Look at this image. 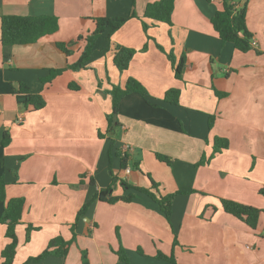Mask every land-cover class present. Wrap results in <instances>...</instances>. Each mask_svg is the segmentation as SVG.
Instances as JSON below:
<instances>
[{"label":"crops","instance_id":"1","mask_svg":"<svg viewBox=\"0 0 264 264\" xmlns=\"http://www.w3.org/2000/svg\"><path fill=\"white\" fill-rule=\"evenodd\" d=\"M152 1L135 0L136 15L110 41L99 40L87 67L72 70L67 66L77 60L83 42L69 55L55 43L91 31L93 17L128 15L131 0H0V18L49 14L58 19L57 31L34 43L0 41V175L7 181V199L24 198L12 264L39 254L57 234L70 238L77 211L99 190L110 186L113 195L125 194L123 181L149 187V177L163 195L181 191L169 219L140 191L130 202L96 198L77 221L76 239L64 258L28 264H81L83 250L88 264H264V214L251 228L220 204L229 199L264 209V0H235L246 5V26L256 41L245 52L223 42L212 27L210 17L223 8V0H174L170 24L143 16ZM143 21L149 24L146 31ZM118 44L135 50L123 71L112 61ZM182 54L185 68L178 79L174 65ZM56 68L63 70L41 81ZM129 77L153 99L125 95L118 124L108 129L112 107L106 91L123 87ZM21 82L42 95L43 107H22ZM169 88L179 89L178 104L161 100ZM215 137L226 138L228 146L211 155ZM135 162L137 169L131 168ZM27 224L38 226L29 241ZM4 231L0 223V261ZM120 246L127 261L116 253ZM157 252L173 254L174 262L157 258Z\"/></svg>","mask_w":264,"mask_h":264},{"label":"trees","instance_id":"2","mask_svg":"<svg viewBox=\"0 0 264 264\" xmlns=\"http://www.w3.org/2000/svg\"><path fill=\"white\" fill-rule=\"evenodd\" d=\"M233 1V3H232ZM131 9L128 15H117V16H98L93 17V29L84 35H79L75 40L66 42L57 41L56 47L69 55L75 48H78L79 41L83 42L80 48V54L77 60L67 67L72 70H78L87 67V64L92 59L93 53L96 51L98 41L101 38L110 41L112 34L119 29L126 20L136 15L133 7L135 0H131ZM174 0H156L148 2L145 5L143 16L155 22L171 23V14L173 11ZM246 5L236 3L235 0H223V8L216 10L210 17V21L214 31L218 34L219 38L223 42H230L236 49L240 51H247L251 48L250 42L253 38L252 33L246 26L245 19ZM143 29L147 30L149 24L143 21ZM0 41L3 46L6 45H25L36 42L39 38L52 34L58 29V19L54 15L41 14V15H20V14H4L0 18ZM158 48L163 50L162 46L157 44ZM146 48L144 44L143 49ZM135 50L123 45H116L115 52L113 54V64L119 71H123L128 67L129 61L131 60ZM167 57L171 62H175L172 51L166 53ZM185 68V57L182 54L176 64L174 65V75L180 79ZM63 68L49 69V73L46 77L42 78V82L51 81L57 74L62 72ZM70 88L77 89L75 83L69 84ZM18 89L24 93L25 97L22 101V107L27 108L31 106L34 109H39L45 105V100L41 94L31 93L26 84L20 83ZM111 98V111L106 115L108 129L115 128L117 122L118 106L121 99L130 93H137L141 95L145 101L150 102L153 99L143 87V85L136 79L129 77L127 78L123 87L119 85H112L109 90L106 91ZM220 95V93H219ZM179 89L169 88L164 93L162 101L178 104ZM214 116L210 115L208 119V126L211 127L213 124ZM9 142V134L4 131L1 139V144L6 145ZM228 146V140L226 138L215 137L213 141V155L215 152L226 148ZM157 157L163 161H167V158L157 154ZM206 161L202 159L201 162ZM121 167H125L127 164V155L123 154L120 159ZM138 162L131 165V168L137 169ZM150 186H133L127 182L122 183V188L126 192L121 195H113L111 187L99 190L93 197L85 201L77 211L75 221L70 224L71 237L65 239L61 234H57L52 237L45 249L35 256H29L22 264H28L30 262H37L47 256H56L64 258L67 255L69 246L76 239V224L81 218L86 216V212L90 204L94 199H99L107 203H115L117 201L130 202L134 198L135 191H140L149 196L155 203L158 204L160 210L165 214L166 218L169 219L172 209V201L176 194L181 191L163 195L159 189L158 184L152 178H150ZM7 181L4 174L0 175V223L5 225L4 235L7 242L1 250V261L0 264H12L16 249L18 245L16 226L20 223L24 198L13 197L10 199L6 198L5 187ZM89 184H94V179H89ZM264 193V189L260 190ZM221 208L226 212L230 213L237 218L243 220L251 228H255L258 217L264 209L256 208L251 205L239 203L237 201L229 199H220ZM38 229V226L27 224L25 227V241H29L31 232ZM119 259L127 261L126 254L123 247H119L116 251ZM81 263L88 264L87 252L83 250L81 252ZM157 258H163L174 262L173 254L165 255L161 252H157Z\"/></svg>","mask_w":264,"mask_h":264},{"label":"built area","instance_id":"3","mask_svg":"<svg viewBox=\"0 0 264 264\" xmlns=\"http://www.w3.org/2000/svg\"><path fill=\"white\" fill-rule=\"evenodd\" d=\"M232 3H233V1H232ZM250 45L251 46H256V41L253 38L251 39ZM18 119L21 120L22 117L20 116ZM126 170L127 171L130 170V168L129 167H126Z\"/></svg>","mask_w":264,"mask_h":264},{"label":"rangeland","instance_id":"4","mask_svg":"<svg viewBox=\"0 0 264 264\" xmlns=\"http://www.w3.org/2000/svg\"><path fill=\"white\" fill-rule=\"evenodd\" d=\"M101 39H104V38H101ZM100 39V40H101ZM98 45H99V41H98V44H97V47H98ZM97 47H96V50H97ZM103 49H101V51H102ZM81 256H82V254H81ZM82 264V263H81Z\"/></svg>","mask_w":264,"mask_h":264}]
</instances>
